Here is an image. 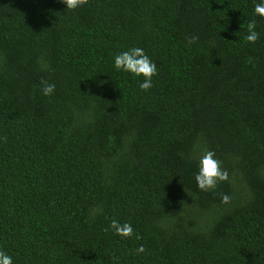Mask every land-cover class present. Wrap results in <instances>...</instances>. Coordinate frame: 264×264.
<instances>
[{"label": "trees", "instance_id": "16d2710c", "mask_svg": "<svg viewBox=\"0 0 264 264\" xmlns=\"http://www.w3.org/2000/svg\"><path fill=\"white\" fill-rule=\"evenodd\" d=\"M257 2L0 0V250L14 264H264ZM132 46L156 63L148 91L112 68ZM204 149L229 174L209 192L193 179Z\"/></svg>", "mask_w": 264, "mask_h": 264}, {"label": "clouds", "instance_id": "9594fccd", "mask_svg": "<svg viewBox=\"0 0 264 264\" xmlns=\"http://www.w3.org/2000/svg\"><path fill=\"white\" fill-rule=\"evenodd\" d=\"M59 2L66 6V12H74L86 0H59ZM252 16L264 19V0H258L254 4ZM256 29V20H249L245 29L246 35L243 37L247 44H255L260 38V33ZM191 39L194 41L196 37L193 36ZM112 68L117 73H126L129 77L136 79L138 87L142 91H148L152 87L153 77L157 74L156 63L138 46H132L115 53L112 57ZM39 90L41 95L48 97L54 93L55 84L42 80ZM193 179L200 191L209 192L215 190L220 182L227 181L229 174L222 168L221 161L216 157V153L212 150L204 149L196 160V170L193 174ZM229 199L228 195H222L221 202L228 204ZM108 227L115 236L122 239H128L134 235L133 226L128 222H119L113 219ZM144 251V246L140 245L132 250V255H139L144 253ZM0 264H14L13 257L0 250Z\"/></svg>", "mask_w": 264, "mask_h": 264}]
</instances>
